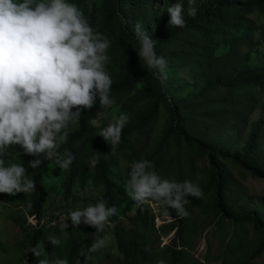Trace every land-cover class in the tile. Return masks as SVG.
Returning <instances> with one entry per match:
<instances>
[{
    "label": "trees",
    "instance_id": "trees-1",
    "mask_svg": "<svg viewBox=\"0 0 264 264\" xmlns=\"http://www.w3.org/2000/svg\"><path fill=\"white\" fill-rule=\"evenodd\" d=\"M70 2L81 6L92 27L111 41L106 70L113 81L111 96L116 105L110 110L117 115L127 113L129 122L123 129L122 142L113 149L98 135L104 127L98 116L105 109L99 99L92 109H85L60 149L65 158L69 153L74 157L70 167L61 172L62 189L46 184L47 176L56 167L54 160L45 159L40 167L32 169L29 162L37 157L20 154L21 148L7 153V163L23 164L36 182L33 193H18L11 200L39 220L35 227L28 224L26 215L21 219L30 235L29 244L24 243L31 246L27 252L29 264H38V258L31 253L37 243L45 248L40 259L46 258L49 264L61 259H67L68 264H95L102 259V249L91 248L98 238H106L109 226L95 237V228L73 226L69 216L77 207L74 199L85 188L86 193L98 192L96 202L102 197L118 209L110 225L113 224V250L121 255L124 264H147L149 260L158 264L160 259L166 264H184L188 260L183 246L191 242L185 232L191 231L192 211L203 205L206 214L214 215L213 225L223 231L234 230L221 264H255L264 254V201L255 205L240 202L246 187L232 176L231 170L264 180V0H195V19L188 16V0H183V28L169 25L167 9L177 0ZM136 22L157 41L156 53L167 61V87L161 85L155 71L148 72L138 56ZM162 118L163 130L157 144L150 147L147 141L144 145ZM140 159L151 161L162 179L178 182L192 181L183 171L188 161L192 168L196 162L204 164V179L192 182L202 189L204 197L189 196V216L158 230L162 235L175 230L171 244L162 250L147 234V204L137 206L114 178V169L120 163ZM93 160L98 162L93 164ZM51 193L68 206V227L63 232L66 239H61L59 225L48 227L59 219L46 208ZM170 211L174 210L170 208L167 215ZM49 213L52 214L43 225L41 221ZM246 225L254 228V248L243 260L240 251L243 241L249 240ZM49 237L59 239L60 245H53Z\"/></svg>",
    "mask_w": 264,
    "mask_h": 264
},
{
    "label": "clouds",
    "instance_id": "clouds-1",
    "mask_svg": "<svg viewBox=\"0 0 264 264\" xmlns=\"http://www.w3.org/2000/svg\"><path fill=\"white\" fill-rule=\"evenodd\" d=\"M194 3L195 0H188L187 13L193 19L197 15V9L192 7ZM167 12L169 25L186 26L183 0H177ZM134 34L142 64L148 72L155 71L161 85L167 87L168 65L156 53L157 41L140 22L135 23ZM110 47V39L94 29L82 7L70 0H0V194L15 196L36 190V182L28 176L23 164L6 163L10 148L19 146L26 155L37 157L29 162L32 169L40 167L45 159L54 160L61 169L70 167L74 157L69 153L65 158L60 152L68 142L70 126L85 109L96 105L97 98L103 108L114 104L113 81L106 70L111 59ZM128 122L127 113L117 115L114 110L111 121L98 135L115 149L122 142ZM97 162L93 160V164ZM124 187L137 206L155 201L166 207L162 216L168 221L160 228L189 216L186 209L189 196L204 197L202 189L191 181L162 179L146 159L131 164ZM86 191L85 188L80 192L81 199ZM170 208L179 217L167 215ZM117 214L116 206H109L101 197L95 204L71 211L69 216L73 226L84 224L101 233ZM27 215L38 219L36 215ZM37 221L31 225L28 219V224L37 227ZM59 227L64 231L68 225L61 221ZM174 234L175 230L169 234L170 239ZM61 239H66V235ZM49 241L55 246L61 243L53 237ZM107 243L104 237L93 243L92 251L102 249V259L95 264H124L118 252L103 250ZM44 252L40 243L32 247L31 253L38 258V264H49L46 258L40 259ZM27 258L29 264V254ZM2 259L0 254L1 264ZM55 264H68V261L61 259Z\"/></svg>",
    "mask_w": 264,
    "mask_h": 264
},
{
    "label": "rangeland",
    "instance_id": "rangeland-1",
    "mask_svg": "<svg viewBox=\"0 0 264 264\" xmlns=\"http://www.w3.org/2000/svg\"><path fill=\"white\" fill-rule=\"evenodd\" d=\"M116 105V101L114 100V104ZM111 108H105L100 112L98 119L103 121L104 126H106L112 118V111ZM164 118L161 119L160 124L156 125L144 142V145L147 144L148 146H155L159 139V135L162 133L163 127L162 123ZM77 122L70 126V130L76 127ZM97 125V123H95ZM248 131V130H247ZM244 136L246 134H243ZM244 136L240 140L244 139ZM243 143V141H241ZM13 149H20L19 146L16 148H10L8 153H10ZM20 154L27 156L25 153L20 152ZM147 156V151L146 154ZM65 157V156H63ZM6 163L8 159H6ZM56 167L51 170V174L46 178V184L48 187L56 185L59 188H64V184H61V172H64V169H61L59 165L55 162ZM132 163H120L117 167H115L114 171V178L115 181L119 185H125L127 174L130 170V166ZM203 162H196L194 168H192L190 162L188 161L186 166H184L183 171L188 177L192 178L191 182L199 183L201 180L204 179V172L203 169ZM233 173L232 176L237 179V181L243 184L246 187V190L243 195V199L240 202L250 203L251 205H255L259 202L264 201V180L255 179L250 175H240L238 174L233 168L231 170ZM98 192H87L84 196L85 199H81V196L78 195L76 199H74L76 209H83L84 206L87 207L89 204H95L96 197ZM50 202L47 204L48 211L56 214V217H59L58 220L50 222L48 227L51 228L54 225H59L61 221L63 223L66 222V215H67V205L63 203L62 199L56 195L55 193H51L50 195ZM11 200H14L13 196H9L7 194H0V254H3L2 263L3 264H28L27 254L30 251L31 246H25L24 243L29 244L30 235L29 231L24 228V224L21 221L23 216L26 214V210L24 206L18 207ZM72 201V199H71ZM70 205V204H69ZM242 204L239 203V206ZM149 208V219H148V228L147 234L151 240L156 241V245L158 246V250H162L163 246L170 245L171 239L169 235H162L159 233L160 225L168 221L165 219L164 212L167 210L166 207L161 205L159 202L151 201L147 204ZM203 205L199 209H194L192 211L190 217V225L189 231L185 235L190 237L191 242L187 241V244L183 246L185 249L186 259L188 261H184V264H198L199 262L202 264H221L223 261L224 251L227 247L228 241L234 233V230H225L223 231L219 227L213 225L212 221L214 220V215L212 213L206 214L204 211ZM189 205H186L188 208ZM210 211V210H209ZM49 213L46 219L42 220V224L44 225L47 220H49L50 215ZM132 213H129L131 215ZM163 215V216H162ZM168 215H177L175 211H170ZM26 217L29 219L31 225L37 224L38 219L35 216L29 217L26 214ZM167 218V217H166ZM125 221V220H124ZM55 222V223H54ZM126 225H128V221L126 220ZM246 232L248 233L249 240L245 239L243 241V250L240 251V254L243 260H247V257L252 252L254 246L252 245V240L254 239L255 231L251 225H246ZM59 234L63 236V232L59 227ZM95 237L99 236V233L95 231ZM106 239L108 241L107 246L103 248L104 251H112L114 249V238H113V224H111L107 229ZM20 249V252L24 255V258L17 250ZM28 252V253H27ZM162 253V252H161ZM209 259V262H208ZM161 259L158 264H166L161 263ZM147 264H156L155 261L149 260ZM255 264H264V254L257 258Z\"/></svg>",
    "mask_w": 264,
    "mask_h": 264
}]
</instances>
